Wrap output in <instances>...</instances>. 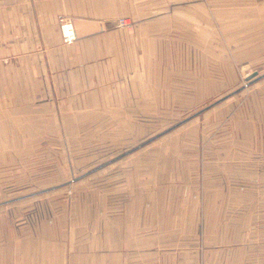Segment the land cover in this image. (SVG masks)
I'll return each mask as SVG.
<instances>
[{
    "label": "rangeland",
    "instance_id": "374dc122",
    "mask_svg": "<svg viewBox=\"0 0 264 264\" xmlns=\"http://www.w3.org/2000/svg\"><path fill=\"white\" fill-rule=\"evenodd\" d=\"M157 10L159 51L135 52L133 76L159 95L129 100L127 116L21 133L37 147L0 148V239L14 220L51 221L62 208H145L163 222L150 232L166 251L178 246L183 264H239L238 223L253 215L243 207H264V5L160 0ZM125 18L130 26L117 25L133 31ZM254 71L263 76L246 85Z\"/></svg>",
    "mask_w": 264,
    "mask_h": 264
},
{
    "label": "crops",
    "instance_id": "0c3cea01",
    "mask_svg": "<svg viewBox=\"0 0 264 264\" xmlns=\"http://www.w3.org/2000/svg\"><path fill=\"white\" fill-rule=\"evenodd\" d=\"M159 1L142 9L140 0H0V133H14L5 137L12 144L0 141L1 155L5 148L37 147L36 136L27 140L21 133L56 131L59 118L69 124L71 116H127L129 100L159 95L149 78L133 76L135 52L159 51L158 22L165 19L156 11ZM119 17H130L136 28L119 27ZM59 19L72 24L71 42H63ZM245 141L264 145V139ZM260 156L264 160V152ZM74 208H62L51 221L14 220L13 231L0 239V264H183L178 246L166 251L160 231L150 232L163 222L151 220L148 209L96 207L80 217L70 214ZM243 211L253 215L238 223L239 264H264V207Z\"/></svg>",
    "mask_w": 264,
    "mask_h": 264
},
{
    "label": "built area",
    "instance_id": "2783aa9c",
    "mask_svg": "<svg viewBox=\"0 0 264 264\" xmlns=\"http://www.w3.org/2000/svg\"><path fill=\"white\" fill-rule=\"evenodd\" d=\"M61 25V34L63 42H70L74 39V31L71 23L63 22V19H59ZM117 24L122 27L130 26L131 21L125 17H120L116 20Z\"/></svg>",
    "mask_w": 264,
    "mask_h": 264
},
{
    "label": "water",
    "instance_id": "95a60500",
    "mask_svg": "<svg viewBox=\"0 0 264 264\" xmlns=\"http://www.w3.org/2000/svg\"><path fill=\"white\" fill-rule=\"evenodd\" d=\"M261 76H263V75H261ZM261 76H257V72H256V71L251 72V73H249L248 75H246V77L244 78V82H245V84L247 85V84H249L250 82H252L253 80L260 78ZM242 88H243V87H240V88L237 89L236 91H239V90L242 89Z\"/></svg>",
    "mask_w": 264,
    "mask_h": 264
}]
</instances>
